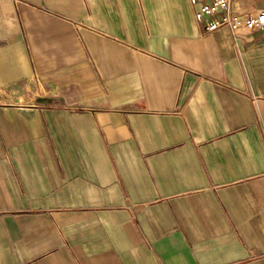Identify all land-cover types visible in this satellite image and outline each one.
Returning a JSON list of instances; mask_svg holds the SVG:
<instances>
[{"label": "crops", "instance_id": "1", "mask_svg": "<svg viewBox=\"0 0 264 264\" xmlns=\"http://www.w3.org/2000/svg\"><path fill=\"white\" fill-rule=\"evenodd\" d=\"M0 264H264V33L0 0Z\"/></svg>", "mask_w": 264, "mask_h": 264}, {"label": "built area", "instance_id": "2", "mask_svg": "<svg viewBox=\"0 0 264 264\" xmlns=\"http://www.w3.org/2000/svg\"><path fill=\"white\" fill-rule=\"evenodd\" d=\"M194 17L206 34L228 28L235 39L244 30L264 33V9L255 13H244L236 0H189Z\"/></svg>", "mask_w": 264, "mask_h": 264}]
</instances>
